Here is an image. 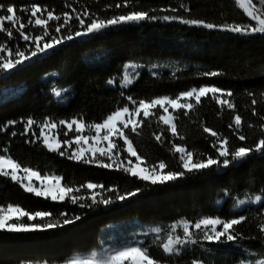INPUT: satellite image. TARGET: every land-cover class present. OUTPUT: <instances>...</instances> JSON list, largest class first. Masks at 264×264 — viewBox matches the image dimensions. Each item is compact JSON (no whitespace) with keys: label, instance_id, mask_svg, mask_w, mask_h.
<instances>
[{"label":"trees","instance_id":"trees-1","mask_svg":"<svg viewBox=\"0 0 264 264\" xmlns=\"http://www.w3.org/2000/svg\"><path fill=\"white\" fill-rule=\"evenodd\" d=\"M116 2L0 0V4L15 5L18 9L39 5L61 16L65 12L74 15L72 8L78 12L87 8L89 13L101 17L132 10L123 7L105 9V5ZM135 3L137 9L157 17L176 15L215 25L252 23L235 0H135ZM181 4L189 11H185ZM173 8L175 12L171 11ZM18 15L27 22V14L18 12ZM44 15L46 17V13ZM56 23H62V19L50 22L53 33ZM77 23L73 22L74 25ZM29 30L33 34L40 31L38 26L25 29L26 32ZM73 30H76L75 27ZM4 41L11 48L26 44L15 30L11 40L6 33H0V42ZM2 55L6 56L7 53ZM131 63H176L182 68L176 73L164 71L158 75L143 71L129 89H121L119 80L123 76L124 66ZM212 71L221 74L204 75ZM52 73L57 75L49 80L47 77ZM113 77L116 81L109 85L107 81ZM203 85L231 90L233 96L230 99L235 109L229 110L226 106L222 109L211 94L202 98V103L195 106L187 117L180 115L177 123L183 140L173 138L167 126L158 122L157 117L150 118L138 130L139 136L125 130L133 139L138 153L149 164L164 161L173 170H178L179 154L173 155L169 141L186 145L189 150L212 153L214 150L210 142L215 138L203 132L205 126L228 137L233 147L254 145L264 135L259 128V124L264 123L259 119L264 115V97L261 96L264 93V34L239 35L162 19L110 27L102 33L68 41L55 49L53 54L33 58L18 70H12V74L0 76V100L5 101L0 103V125L7 128L6 131L0 130V150L6 148L7 155L21 166L38 169L41 175L55 173L62 176V185L80 186L94 182L106 187L118 185L122 190L144 187L143 181L122 171L68 160L57 153L48 152L40 142L25 143L26 137L20 135L24 131V123L28 118L39 123L45 119L70 121L81 117L86 122H101L117 107L128 104V96L137 101L173 97ZM53 88L69 89L66 105L55 99ZM121 91L124 92L123 96ZM250 92L254 95L249 96ZM252 99L259 102L252 105ZM253 108L257 116L252 115ZM235 114L242 117L241 132L247 137L245 141H240L228 127ZM9 121L16 123L9 126ZM249 124L254 126L249 127ZM162 129L163 145L153 135L154 132L159 134ZM35 130L38 134L39 129ZM13 131L17 132V136H11ZM31 138L29 132L27 139ZM118 143L123 145L122 140H118ZM126 155L122 153V158ZM132 159L135 162V158ZM226 192L228 195H225ZM261 194H264V154L255 152L227 169L217 170L213 167L165 185L148 186L147 191L136 197L117 201L107 207L100 205L95 210L81 209L68 199L57 202L35 197L24 192L9 178L0 177V206L12 204L28 211H65L82 215V219L73 225L46 232L0 230V264H64L75 254L98 250L107 228L131 222L167 225L180 221L192 223L203 217L230 218L242 214L248 219L236 226L237 231L245 237H259L258 223L264 219L260 215L264 207L255 204L238 209L237 200L245 195ZM217 200H223V203L218 206ZM21 221H27V217ZM150 252L162 264H191L192 259L203 260L205 264H241L249 256L264 258V242L260 239H238L225 244L205 242L204 245L186 247L180 257H169L159 247H150Z\"/></svg>","mask_w":264,"mask_h":264},{"label":"snow or ice","instance_id":"snow-or-ice-1","mask_svg":"<svg viewBox=\"0 0 264 264\" xmlns=\"http://www.w3.org/2000/svg\"><path fill=\"white\" fill-rule=\"evenodd\" d=\"M235 3L243 10L249 21L254 23L215 25L203 20L176 15L157 17L150 15L148 11L137 9L135 0H117L114 4L105 5V9H121L122 7L132 9L127 12L113 14L110 17H101L95 13H89L87 8L83 12H78L77 9L72 8L74 15L65 12L61 16L35 4L20 9L15 5L5 6L0 4V33H6L8 39L11 40L14 38L15 30L19 33V37L26 42L24 47L17 45L15 48L8 47L7 41L0 42V76L12 74V70H18V67L30 63L33 58L53 54L55 49L68 41L102 33L110 27L138 24L146 20L162 19L166 22L178 20L185 25L199 26L210 30L218 29L241 35L264 34V0H235ZM66 7H70V5H66ZM181 7L185 11H189L184 4H181ZM160 11H166V9H160ZM171 11L175 12L176 9L173 8ZM18 12L28 15L27 22L18 15ZM44 13H46V17ZM61 19L62 23L55 24L53 33L50 22L61 21ZM74 21L78 23L74 25ZM29 26L31 28L38 26L40 31L36 34H33L31 30L26 32L25 29ZM74 27L76 30H73ZM65 29L66 31H63ZM5 52L7 55H2ZM130 72L131 65H125L124 74L121 77V89L134 83L132 76H135L136 73L130 75ZM220 74L217 71L204 73L206 76H218ZM56 75L52 73L47 78L51 80ZM115 81L116 78L113 77L107 83L113 85ZM68 91L69 89L57 90L55 96L60 98ZM120 94L123 96L124 92L121 91ZM209 94L222 109L225 106L229 110L235 109V104L230 99L233 96L231 90H222L214 85H203L182 91L173 97L163 96L137 101L132 96H128V104L117 107L101 122H86L81 117L72 118L70 121L45 119L39 123L32 118H28L24 123V131L20 135L26 137L25 143L35 144L40 142L48 152L57 153L68 160L86 165H95L99 168L122 171L126 175L143 181L144 187L137 186L122 190L118 185L106 187L103 184L94 182L80 186L62 185V176L55 173L41 175L38 169L21 166L10 155H7L8 150L6 148L0 150V177L9 178L13 183L18 184L24 192L31 193L35 197L59 202L68 199L72 205H77L81 209L95 210L100 205L107 207L117 201L123 202L136 197L147 191L148 186L165 185L189 175L202 173L213 167L217 170L220 168L227 169L234 166L236 162L244 161L253 152L264 154V135H261L254 145L244 144L233 147L228 137L206 126L203 127V132L215 138L210 142V147L214 150L212 153L189 150L186 145H178L173 141H169L172 144L171 151L173 155L179 154L178 170H173L164 161H160L158 164H149L138 153L133 139L125 130L139 136L140 132L138 130L150 118L157 117L158 122H162L163 125L167 126V131L171 133L173 138L183 140L184 136L179 132L177 123L180 115L187 117L189 113L194 111L195 106L202 103V98L208 97ZM248 95L253 96L254 93L250 92ZM261 96L264 97V93H261ZM5 100H7V97H5ZM3 102L5 101L0 100V103ZM258 102L256 99L251 100L252 105H256ZM156 109L161 111L157 112ZM252 115H258L254 108ZM259 119L264 121V115H261ZM15 123L16 121H9L8 125H15ZM248 126L253 127L254 125L249 124ZM228 127L240 141L247 139L241 132V115L235 114L232 123ZM36 128L39 129L38 134ZM259 128L264 133V123L259 124ZM0 130L6 131L7 128L0 125ZM29 132H31V139H27ZM69 132H72L73 136L69 137ZM61 135L65 139H60ZM153 135L155 140L163 145L164 130L162 129L159 134L154 132ZM11 136H17V132H11ZM118 140H122V146L118 143ZM73 145H75L74 149ZM62 148L63 151H61ZM122 153L127 155L122 158ZM132 158H135V162ZM166 169L167 171H165ZM20 172L23 173V176L18 175ZM53 192L60 194L54 195ZM225 195H228V193L226 192ZM222 202L217 200L216 204L219 205ZM248 202L239 200L237 206L245 205ZM250 202L261 204L264 207V194L257 195ZM13 212L19 213L20 217H27V221L22 222L17 218L15 223H11L9 213ZM260 215L264 217V212H260ZM81 219L82 215L70 214L65 211L59 213L48 210L28 211L19 205L12 204L0 206V230L7 232H46L73 225ZM247 219V216L241 214L230 218H221L220 216L203 217L192 223L182 221L180 225L182 234H177L178 226L173 224L166 238L158 246L162 248L163 253L167 256L180 257L183 249L188 245H197L201 242L196 233H200L202 240L209 244H225L236 242L238 239H260L264 242V219H261L258 223L259 237H245L243 233L237 231L236 226ZM28 221H35V223H28ZM152 231L159 236L161 229L154 228ZM70 264H162V261L153 258L150 247L141 242L121 247H109L104 249L99 256L93 253L88 259L72 260ZM191 264H205V262L200 259H192ZM241 264H244V262L242 261ZM253 264H264V259H257Z\"/></svg>","mask_w":264,"mask_h":264},{"label":"rangeland","instance_id":"rangeland-1","mask_svg":"<svg viewBox=\"0 0 264 264\" xmlns=\"http://www.w3.org/2000/svg\"><path fill=\"white\" fill-rule=\"evenodd\" d=\"M252 23H254V22H252ZM235 34H238V33H235ZM256 34H258V33H256ZM239 35H241V34H239ZM128 65H131L130 75H131V73H136L135 76H132V79L134 80V82L138 78L139 74L143 71L149 72L152 75H158L164 71H170V72L176 73L182 68L181 65L176 64V63H167V64L151 63V64H146V65L131 63ZM137 66H138V69H137ZM123 74H124V72H123ZM119 83H121V79L119 80ZM131 86L124 88V89L127 90ZM57 90L58 89L53 88V94H54L55 99L58 102H60L62 105H66L67 100H68V92L64 93L62 95V97L57 98L55 96V92ZM63 130H66V129H63ZM68 135H69V137H71V136H73V133L69 132ZM60 139L63 140V139H65V137H63L61 135ZM114 139H115V137H114ZM72 147L74 149L75 145H73ZM9 171H11V170L9 169ZM18 175L23 176V173L20 172V173H18ZM33 180H35V178H33ZM25 182H27V181H25ZM35 182L39 183L38 181H35ZM53 194L59 195L60 193L53 192ZM255 197L256 196L245 195V196L239 198L237 200L238 203H239V200H246L249 202L246 203L245 205L239 206L238 209H242V208L250 206V205L258 204V203H251L250 202L251 200H254ZM221 201H223V200H221ZM57 202H59V201H57ZM221 204H219L218 206H220ZM9 217H10L11 223H15L17 218H19L20 220H22V218H23V217L19 216V213H15V212L9 213ZM181 222L182 221L174 223L178 226L177 234H182V227L180 226ZM172 225L173 224L145 225V224H139L138 222H131V223L115 226V227H109L105 230L104 238H103L101 245H100V248L98 250L91 251L88 253L76 254L65 264H70V261L76 260V259H88L92 256L93 253H95L97 256H99L103 253L104 249H107L109 247H121V246H126L128 244H136V243H141V242L144 243L146 246H149V247H159L158 244L166 238V236H167ZM154 228H160L161 229L159 236H157V234L152 231V229H154ZM196 235L198 238L201 239V242L198 243L197 245H204L205 241L202 240L201 234L196 233ZM188 246H191V245H188ZM257 259H264V258L261 256H249L248 260L244 261V264H253V262L256 261Z\"/></svg>","mask_w":264,"mask_h":264}]
</instances>
